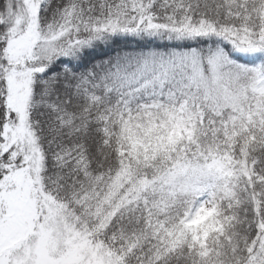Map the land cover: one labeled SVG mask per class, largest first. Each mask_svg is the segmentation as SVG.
I'll return each instance as SVG.
<instances>
[{"label": "snow or ice", "instance_id": "snow-or-ice-1", "mask_svg": "<svg viewBox=\"0 0 264 264\" xmlns=\"http://www.w3.org/2000/svg\"><path fill=\"white\" fill-rule=\"evenodd\" d=\"M0 264H264V0H0Z\"/></svg>", "mask_w": 264, "mask_h": 264}]
</instances>
